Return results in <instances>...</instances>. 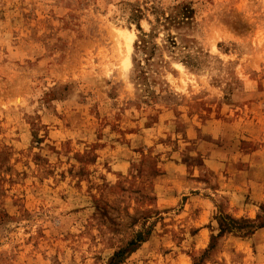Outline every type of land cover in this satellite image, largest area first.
<instances>
[{
	"label": "rangeland",
	"instance_id": "374dc122",
	"mask_svg": "<svg viewBox=\"0 0 264 264\" xmlns=\"http://www.w3.org/2000/svg\"><path fill=\"white\" fill-rule=\"evenodd\" d=\"M0 264H264V0H0Z\"/></svg>",
	"mask_w": 264,
	"mask_h": 264
}]
</instances>
